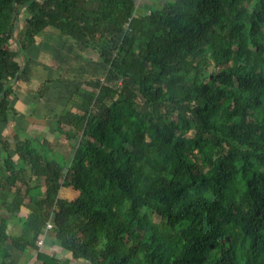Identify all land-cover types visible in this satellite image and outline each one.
<instances>
[{
    "label": "trees",
    "instance_id": "obj_1",
    "mask_svg": "<svg viewBox=\"0 0 264 264\" xmlns=\"http://www.w3.org/2000/svg\"><path fill=\"white\" fill-rule=\"evenodd\" d=\"M136 4L0 0V125L46 30L96 52L110 75L82 95L90 110L55 116L51 140L14 137L17 163L0 139L13 195L0 242L64 264L36 245L50 222L79 264H264V0H150L143 16ZM12 220L30 241L6 234Z\"/></svg>",
    "mask_w": 264,
    "mask_h": 264
},
{
    "label": "crops",
    "instance_id": "obj_2",
    "mask_svg": "<svg viewBox=\"0 0 264 264\" xmlns=\"http://www.w3.org/2000/svg\"><path fill=\"white\" fill-rule=\"evenodd\" d=\"M73 44L71 40L58 33L46 30L45 34L36 37L25 49L26 61L30 65H28L27 70L24 69L18 80L14 82V96L10 100V115L8 121L0 125V139H6L10 142L9 153L15 163L18 162V158L14 154V145L12 144L14 137L18 138L19 142L23 140V135L45 137L48 140L53 137V132L57 128L55 116L59 115L66 105L62 104V100L66 95L68 82L63 79L64 73L60 66L55 65L54 59L56 55L62 53L70 54L69 50L74 46ZM23 61L25 62V60ZM42 83H46L48 91L43 97H39L37 91ZM1 177L0 213L6 208V200L13 197L10 186L4 181L7 173L2 171ZM26 177L29 179L31 186L35 185L36 179L29 170L26 172ZM60 195L72 199L76 196V193L63 189ZM27 213L26 209L21 210V215ZM5 232L7 235L20 236L26 241H30L33 237L32 232L16 220L7 223ZM40 238L43 241L42 246L39 248L40 251L46 254L56 252L55 257L62 258L64 264H79L71 262L69 255L58 251L51 232L42 233ZM3 250L8 251L10 256L2 260L0 258V264H41L37 259L38 250L36 248L27 247L21 251L8 243L0 242V253Z\"/></svg>",
    "mask_w": 264,
    "mask_h": 264
},
{
    "label": "rangeland",
    "instance_id": "obj_3",
    "mask_svg": "<svg viewBox=\"0 0 264 264\" xmlns=\"http://www.w3.org/2000/svg\"><path fill=\"white\" fill-rule=\"evenodd\" d=\"M136 2L137 16L149 13L150 0H136ZM28 18L27 13H19L15 34L25 31ZM73 45L69 50L70 54L62 53L61 55H56L54 59L55 65L60 66L64 73L63 79L68 81L66 85L67 92L62 104H66L64 109H72V111L90 110L87 106L82 105V95L93 93V89L97 85L96 81H106L110 78V75L96 52ZM21 63L23 64V69L27 70L28 65H30L28 61H21ZM134 237L140 238L141 233L136 232Z\"/></svg>",
    "mask_w": 264,
    "mask_h": 264
},
{
    "label": "built area",
    "instance_id": "obj_4",
    "mask_svg": "<svg viewBox=\"0 0 264 264\" xmlns=\"http://www.w3.org/2000/svg\"><path fill=\"white\" fill-rule=\"evenodd\" d=\"M51 228H52V225H51V223L50 222H48L47 224H46V227H45V229H44V231H43V233H46V232H48V231H50L51 230ZM42 244H43V241H42V239L41 238H39L38 239V241H37V247H41L42 246Z\"/></svg>",
    "mask_w": 264,
    "mask_h": 264
}]
</instances>
